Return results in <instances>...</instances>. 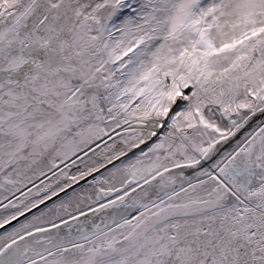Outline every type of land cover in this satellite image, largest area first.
I'll list each match as a JSON object with an SVG mask.
<instances>
[{"label":"snow or ice","instance_id":"1","mask_svg":"<svg viewBox=\"0 0 264 264\" xmlns=\"http://www.w3.org/2000/svg\"><path fill=\"white\" fill-rule=\"evenodd\" d=\"M0 264H264V0H0Z\"/></svg>","mask_w":264,"mask_h":264}]
</instances>
